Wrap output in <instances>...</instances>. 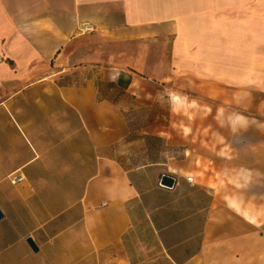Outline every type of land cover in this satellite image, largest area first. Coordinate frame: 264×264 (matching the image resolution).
<instances>
[{
	"label": "crops",
	"instance_id": "1",
	"mask_svg": "<svg viewBox=\"0 0 264 264\" xmlns=\"http://www.w3.org/2000/svg\"><path fill=\"white\" fill-rule=\"evenodd\" d=\"M0 208V264H264V0H0Z\"/></svg>",
	"mask_w": 264,
	"mask_h": 264
},
{
	"label": "water",
	"instance_id": "2",
	"mask_svg": "<svg viewBox=\"0 0 264 264\" xmlns=\"http://www.w3.org/2000/svg\"><path fill=\"white\" fill-rule=\"evenodd\" d=\"M176 183V177L169 174V173H164L161 175V180H160V184L164 185L165 187L168 188H172ZM4 214L0 208V219L3 218ZM28 243L30 244V246L34 249L37 250L38 247L36 245V243L33 241V239L31 237H29L27 239Z\"/></svg>",
	"mask_w": 264,
	"mask_h": 264
},
{
	"label": "rangeland",
	"instance_id": "3",
	"mask_svg": "<svg viewBox=\"0 0 264 264\" xmlns=\"http://www.w3.org/2000/svg\"><path fill=\"white\" fill-rule=\"evenodd\" d=\"M205 102H206L205 104H209V103H207L208 102L207 100ZM241 184L242 183H240L239 181L231 182L232 188L234 190H239L240 191ZM254 189H255L254 192H256L257 191L256 188H254ZM235 196H238V195H235ZM234 205H236V204H234ZM259 221H260L259 224L256 221L257 224H250V226L254 227L255 230H257V232H264V219L263 220L260 219Z\"/></svg>",
	"mask_w": 264,
	"mask_h": 264
},
{
	"label": "built area",
	"instance_id": "4",
	"mask_svg": "<svg viewBox=\"0 0 264 264\" xmlns=\"http://www.w3.org/2000/svg\"><path fill=\"white\" fill-rule=\"evenodd\" d=\"M23 179H24L23 175L19 174V173L14 174V175L11 176V181L13 183H17L18 181H21ZM188 181L193 182V177H188Z\"/></svg>",
	"mask_w": 264,
	"mask_h": 264
},
{
	"label": "clouds",
	"instance_id": "5",
	"mask_svg": "<svg viewBox=\"0 0 264 264\" xmlns=\"http://www.w3.org/2000/svg\"><path fill=\"white\" fill-rule=\"evenodd\" d=\"M173 99H176V97L173 95Z\"/></svg>",
	"mask_w": 264,
	"mask_h": 264
}]
</instances>
